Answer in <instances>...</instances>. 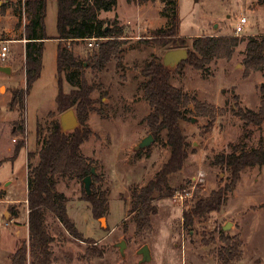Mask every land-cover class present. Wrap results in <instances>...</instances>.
<instances>
[{"label": "rangeland", "instance_id": "obj_1", "mask_svg": "<svg viewBox=\"0 0 264 264\" xmlns=\"http://www.w3.org/2000/svg\"><path fill=\"white\" fill-rule=\"evenodd\" d=\"M168 1L138 4L118 0L115 10L99 14L105 20L116 17L125 29L121 66L112 60L103 71H95L85 62L86 76L97 86L92 93L97 102L88 120L93 133L82 145V151L93 161L102 188L108 190L109 208L105 215L94 217L91 203L82 199L84 183L79 179L61 178L58 188L69 197L68 213L81 236L74 237L48 215L47 225L54 237L53 264H218L211 251L223 244L221 230L238 235L243 241V257L236 264H264V165L244 169L222 209L196 218L192 230L184 227L183 207L173 202V195L156 199L159 209L152 216L151 230L139 233L131 217L133 188L147 184L168 160L171 151L164 132L158 141L146 147L148 150L136 154V146L150 134L146 117L151 106L141 87L145 80L141 69L151 59L162 60L172 49L171 44L156 45L149 41L152 30L166 26L167 18L162 15L165 8L169 13L178 10L180 33L186 37L189 48L197 36L235 34L241 17L247 18L238 35L245 41L231 59H214L202 70L186 64L174 71L171 78L174 85L190 96L227 110L207 128L209 118L197 115L191 104L189 119L183 121L191 145L190 154L169 182L173 194L182 189L191 193L194 190V197L189 196V207L197 195L207 196L230 179V171L215 164L214 158L219 153L230 152L229 144L239 142L245 133L243 121L231 109L238 106L257 109L262 98L264 72L254 71L245 76L243 59L249 36L264 35V0ZM57 14V1L48 0L46 30L50 38L45 43L41 76L30 89L23 116L19 109L11 110L8 103L13 88L26 85L25 48L14 41L19 40L18 36L10 37L0 24V50L9 49L8 57L0 58V264H10L15 250L29 241L28 154L33 153V164L38 162L43 135L50 122L61 116L56 103L59 92ZM73 49L85 60L94 47L87 41H77ZM3 67H9L10 71ZM72 88L64 78V91ZM38 128L42 135L38 134ZM249 131L248 146L257 147L264 135V124L251 126ZM20 141L24 147L14 157ZM227 223L230 227L224 230ZM123 240L126 242L124 253L117 245ZM145 244L149 245L151 258L142 261L138 251ZM88 248H100L104 253L100 257Z\"/></svg>", "mask_w": 264, "mask_h": 264}, {"label": "trees", "instance_id": "obj_2", "mask_svg": "<svg viewBox=\"0 0 264 264\" xmlns=\"http://www.w3.org/2000/svg\"><path fill=\"white\" fill-rule=\"evenodd\" d=\"M145 4L155 0H127ZM169 3L168 0H163ZM118 0H57V30L59 45L57 50V73L59 92L56 103L62 114L74 108L80 125L64 131L60 119L52 120L47 133L43 135L38 151V162L33 164V153L28 154L29 170L27 174V202L29 241L23 242L13 253L10 264H53L54 254L52 242L54 237L47 225V216L51 215L74 237L80 238L75 222L68 213L69 197L58 188L61 178L79 179L82 181L92 173L93 161L84 155L82 145L90 139L92 130L88 125L90 113L96 110L97 100L92 96L96 84L89 82L85 73V62L95 71H103L112 61L121 66L123 44L125 42L124 26L118 19H102V11L116 9ZM14 7L19 15L16 27L21 25L23 15L26 17L23 37L25 44L24 70L26 74L25 87H14L8 103L11 110L26 113L27 96L33 83L41 76L43 70V54L45 40L50 37L46 30L48 0H19L15 3L0 4V14L9 7ZM167 18L165 27L151 31L149 41L156 45L171 44L173 48H187L189 57L174 69L165 66L163 59H151L141 69L145 80L141 83L144 97L151 106L146 117L150 133L158 141L166 132V143L170 146V156L156 175L141 187L132 191V206L130 209L137 231L144 232L152 228V216L158 212L156 199L173 195L170 186V176L179 172L190 154V142L183 127V121L189 119L187 113L190 105L199 116L209 118L207 128L211 127L219 115L226 113L223 107H217L196 96H190L183 88L171 82L173 72L180 70L186 64L197 70L205 69L214 59H231L236 48L245 41L236 34L201 35L193 40V47L186 45V37L180 33L181 20L178 10L169 13L164 9ZM111 22V26L107 23ZM103 38L94 46L93 51L85 60H81L73 49L77 41H87L88 38ZM245 76L254 71L264 72V35L249 36L246 43V55L243 59ZM73 88L69 92L63 89V79ZM262 98L257 109L238 106L231 111L239 117L245 127V133L237 143L229 144L230 152L219 153L214 162L230 171V179L207 196L197 195L191 207L183 209L184 227L192 230L195 219L204 217L215 211H220L241 179L242 171L248 167L264 165V135L257 147H249L246 139L251 135V126L261 127L264 124V86ZM24 123V119H21ZM23 129V124H22ZM38 134L42 131L38 128ZM24 142L17 143L14 157H17ZM146 148L138 149L141 155ZM147 148L146 150H148ZM92 194L89 195L83 184V198L91 203L94 217L99 218L108 212V190L101 185V177L93 174ZM222 246L212 250V255L218 264H236L243 257V241L238 235H229L220 231ZM207 243V242H205ZM100 257V248H88ZM96 252V253H95Z\"/></svg>", "mask_w": 264, "mask_h": 264}, {"label": "water", "instance_id": "obj_3", "mask_svg": "<svg viewBox=\"0 0 264 264\" xmlns=\"http://www.w3.org/2000/svg\"><path fill=\"white\" fill-rule=\"evenodd\" d=\"M189 57V51L187 48H173L168 50L164 57L163 63L165 66L170 68H175L179 65L182 61L187 60ZM3 70L10 71L9 67H3ZM60 122L64 131L73 130L77 128L80 123L76 111L74 108H70L67 111L63 112L60 116ZM155 141V138L152 133L148 136L144 137L139 144L136 146V149H142L150 146ZM93 174H96L95 167H92V173L86 176L83 180L84 187L86 192L91 195L92 194V183H93ZM103 223V218H101ZM230 227V223H227L223 228L227 230ZM119 249L122 253L126 248V242L123 240L117 244ZM139 254L143 256L142 261L149 260L151 258V253L149 249V245L145 244L142 248L138 251Z\"/></svg>", "mask_w": 264, "mask_h": 264}, {"label": "crops", "instance_id": "obj_4", "mask_svg": "<svg viewBox=\"0 0 264 264\" xmlns=\"http://www.w3.org/2000/svg\"><path fill=\"white\" fill-rule=\"evenodd\" d=\"M17 1H19V0H0V4L4 3V2L15 3ZM18 20H19V15L15 11L14 7H12V6L9 7L4 14H0V24L2 25V28H3L2 30L7 32L10 37L11 36H18L19 40L16 39L14 41L20 43L22 45V47L25 48L26 39L22 38V37H23V33H24V26H25L27 20H26V17L23 15V17L21 19V25L19 27H16V23ZM57 40L59 41V39H57ZM46 41H48V39L45 40V43H46ZM43 58H44V54H43ZM24 72H25V70H24Z\"/></svg>", "mask_w": 264, "mask_h": 264}, {"label": "built area", "instance_id": "obj_5", "mask_svg": "<svg viewBox=\"0 0 264 264\" xmlns=\"http://www.w3.org/2000/svg\"><path fill=\"white\" fill-rule=\"evenodd\" d=\"M245 23H247V18L242 16L241 19H240V22L237 24L236 29H235V34L236 35H240L241 34V32L244 29V24ZM102 39L103 38H99V37H91V38L87 39V42H88L89 46L94 47ZM8 51H9V49L6 48V47H3L0 50V58L2 60H5L8 57ZM189 196H190V198L194 197V190L191 193V192H189L186 189H182V190L176 191L175 194H173L172 200H173L174 203H177V204L181 205L183 207V209H185V208L189 207V205H188L189 204L188 203Z\"/></svg>", "mask_w": 264, "mask_h": 264}]
</instances>
